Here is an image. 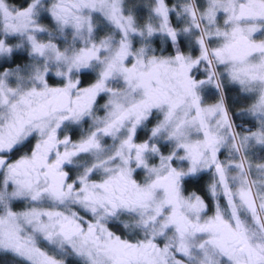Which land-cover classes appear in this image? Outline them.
Here are the masks:
<instances>
[{
	"label": "clouds",
	"instance_id": "9594fccd",
	"mask_svg": "<svg viewBox=\"0 0 264 264\" xmlns=\"http://www.w3.org/2000/svg\"><path fill=\"white\" fill-rule=\"evenodd\" d=\"M0 264H264V0H0Z\"/></svg>",
	"mask_w": 264,
	"mask_h": 264
},
{
	"label": "trees",
	"instance_id": "16d2710c",
	"mask_svg": "<svg viewBox=\"0 0 264 264\" xmlns=\"http://www.w3.org/2000/svg\"><path fill=\"white\" fill-rule=\"evenodd\" d=\"M90 77H86L85 79H89Z\"/></svg>",
	"mask_w": 264,
	"mask_h": 264
}]
</instances>
